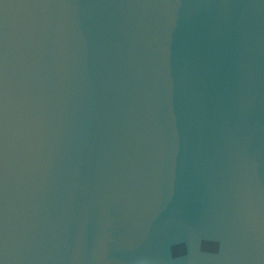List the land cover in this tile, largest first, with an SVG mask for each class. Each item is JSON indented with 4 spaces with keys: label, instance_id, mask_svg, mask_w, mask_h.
Returning <instances> with one entry per match:
<instances>
[{
    "label": "water",
    "instance_id": "water-1",
    "mask_svg": "<svg viewBox=\"0 0 264 264\" xmlns=\"http://www.w3.org/2000/svg\"><path fill=\"white\" fill-rule=\"evenodd\" d=\"M0 264H264V0H0Z\"/></svg>",
    "mask_w": 264,
    "mask_h": 264
}]
</instances>
